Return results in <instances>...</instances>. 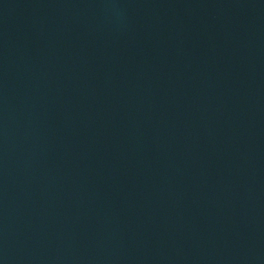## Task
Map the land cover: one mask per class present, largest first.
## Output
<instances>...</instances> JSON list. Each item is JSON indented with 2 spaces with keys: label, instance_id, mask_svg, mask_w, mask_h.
<instances>
[{
  "label": "water",
  "instance_id": "1",
  "mask_svg": "<svg viewBox=\"0 0 264 264\" xmlns=\"http://www.w3.org/2000/svg\"><path fill=\"white\" fill-rule=\"evenodd\" d=\"M0 264H264V0H0Z\"/></svg>",
  "mask_w": 264,
  "mask_h": 264
}]
</instances>
